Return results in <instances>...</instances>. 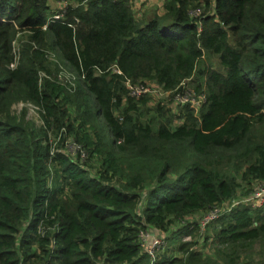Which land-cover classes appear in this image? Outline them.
I'll use <instances>...</instances> for the list:
<instances>
[{
	"label": "trees",
	"instance_id": "trees-1",
	"mask_svg": "<svg viewBox=\"0 0 264 264\" xmlns=\"http://www.w3.org/2000/svg\"><path fill=\"white\" fill-rule=\"evenodd\" d=\"M162 3L0 0V264H151L146 230L153 264H264V0ZM190 79L196 115L126 85Z\"/></svg>",
	"mask_w": 264,
	"mask_h": 264
},
{
	"label": "rangeland",
	"instance_id": "rangeland-1",
	"mask_svg": "<svg viewBox=\"0 0 264 264\" xmlns=\"http://www.w3.org/2000/svg\"><path fill=\"white\" fill-rule=\"evenodd\" d=\"M133 2H134V0H133ZM140 2H143V0H136L135 8L137 7V10L134 8V11L137 13L138 17H141L143 14L141 11L142 7H141ZM49 6H50V10L52 11L54 16L61 15L62 10H64L66 8V4L55 3L53 1L49 2ZM159 6L162 7L161 4ZM158 7H155V8H158ZM146 13L148 15H151V16H153V14H154V12L151 9H148L146 11ZM15 53H17V43H15ZM204 66L213 67L215 69H221L219 61H218V57L216 55L210 54L208 52H204L203 57L201 58V60L198 63V68H203ZM63 74H64L65 80H68L70 76L73 78V76L69 73L68 70H64ZM195 78H197V77L195 76ZM195 78L193 77L192 80ZM150 88L155 91V95H156V98L158 99V101L160 100L162 102V104L167 105L168 107L170 106V108L174 112H178L179 107H183L185 105H187L189 108H190V105L193 106L196 113L199 110V104L201 103V101L199 99H197L193 93L191 79L185 81V83L182 85V87L174 93H165L153 85H151ZM23 107H26L28 109L30 118L34 119L36 122H39V114L37 113V108L32 106V105L17 103L13 106L12 109L14 112H18ZM259 184H262V183L260 182ZM261 187L262 186H258L257 191L264 190V189H261ZM257 196L258 197L256 199H254V202H258V204H259L262 201V196H260L259 194ZM200 216H201V214L195 216L192 219V221H195V219L199 218ZM188 240H190V238L185 237L183 241H188ZM197 248L199 251L205 252L203 254H205L206 256H209L208 254H210L209 258L211 256L214 257L213 254H214L215 249H213V247H210L208 250L207 247L203 248V244L200 243V245ZM175 249H176V246H171V249L169 248L168 253L171 255L172 252H175ZM256 250L258 252L257 247H256ZM261 256H264V254L256 255L255 260H259V258Z\"/></svg>",
	"mask_w": 264,
	"mask_h": 264
},
{
	"label": "built area",
	"instance_id": "built-area-1",
	"mask_svg": "<svg viewBox=\"0 0 264 264\" xmlns=\"http://www.w3.org/2000/svg\"><path fill=\"white\" fill-rule=\"evenodd\" d=\"M126 85H127L128 90H129V95L133 96V97H139V96H142L144 94H148L150 96H154L155 97L154 100H158L156 98L155 91L150 88L151 85H153V86L157 87L159 90L163 91L155 83H148L145 86H142V85L132 86L129 83H127ZM163 92H165V91H163ZM169 93H174V92L169 91ZM193 93L196 97V93L194 90H193ZM196 98L201 101L199 106L202 105L205 101L203 95H201V97H196ZM190 109H192L194 111L195 115L197 114L195 112L193 106L190 105ZM263 186H264V184H263ZM258 194L260 196H262V201H263L264 200V190H261V191L256 190L253 194H251L248 198L242 200L241 202L245 203L247 205L252 204L253 206L254 205H260L262 201L259 204H258V202H254V199H256L258 197L257 196ZM238 203H239L238 201H233L232 204H226L223 207H215L212 210H210L209 212H207L206 214L201 215L199 218H196L195 220L198 221L200 228L204 229L207 226V224L216 220L218 218V216L220 215V213L224 209L229 210L231 207H233L234 205H237ZM140 239L142 241V246H143L145 252L150 257V263L153 264L157 258V256H156L157 253L160 250H162V248L166 244V241L163 239V237L161 236L160 233H156V231H152V230H146L144 232H141Z\"/></svg>",
	"mask_w": 264,
	"mask_h": 264
},
{
	"label": "crops",
	"instance_id": "crops-1",
	"mask_svg": "<svg viewBox=\"0 0 264 264\" xmlns=\"http://www.w3.org/2000/svg\"><path fill=\"white\" fill-rule=\"evenodd\" d=\"M163 0H143V2H140L141 3V11H142V16H147V17H151V15H148L147 13H146V11L148 10V9H151L153 12H154V14H153V16L155 15V14H157V13H160V11L162 10V7H160L159 5L161 4V5H163ZM135 5H136V0H134V2H133V7L135 8ZM159 6V7H158ZM155 7H158V8H155ZM136 10H137V7L135 8ZM156 233H158V232H156ZM189 238V237H188ZM161 251V250H160ZM158 257H162V256H158ZM157 257V258H158Z\"/></svg>",
	"mask_w": 264,
	"mask_h": 264
}]
</instances>
